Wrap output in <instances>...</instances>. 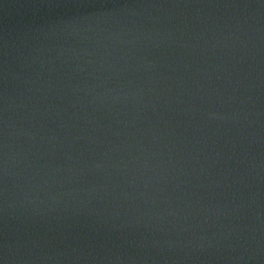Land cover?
<instances>
[{"label": "water", "instance_id": "water-1", "mask_svg": "<svg viewBox=\"0 0 264 264\" xmlns=\"http://www.w3.org/2000/svg\"><path fill=\"white\" fill-rule=\"evenodd\" d=\"M0 264H264V0H0Z\"/></svg>", "mask_w": 264, "mask_h": 264}]
</instances>
